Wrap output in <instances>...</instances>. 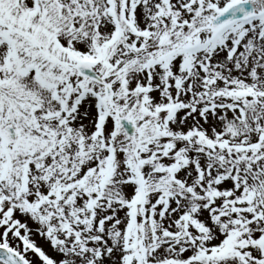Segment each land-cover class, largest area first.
Masks as SVG:
<instances>
[{"label":"snow or ice","instance_id":"6c2138e0","mask_svg":"<svg viewBox=\"0 0 264 264\" xmlns=\"http://www.w3.org/2000/svg\"><path fill=\"white\" fill-rule=\"evenodd\" d=\"M0 264H264V0H0Z\"/></svg>","mask_w":264,"mask_h":264}]
</instances>
